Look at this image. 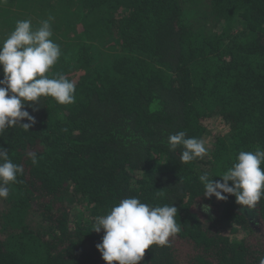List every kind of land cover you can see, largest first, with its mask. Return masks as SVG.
<instances>
[{
  "label": "trees",
  "instance_id": "obj_1",
  "mask_svg": "<svg viewBox=\"0 0 264 264\" xmlns=\"http://www.w3.org/2000/svg\"><path fill=\"white\" fill-rule=\"evenodd\" d=\"M22 20H49L61 56L46 75L74 82L75 102H29L35 124L0 136L23 168L0 198V264H106L95 217L129 197L173 204L181 227L138 264H259L264 197L206 198L199 176L264 151V0H0V45ZM179 131L207 155L181 162Z\"/></svg>",
  "mask_w": 264,
  "mask_h": 264
},
{
  "label": "clouds",
  "instance_id": "obj_2",
  "mask_svg": "<svg viewBox=\"0 0 264 264\" xmlns=\"http://www.w3.org/2000/svg\"><path fill=\"white\" fill-rule=\"evenodd\" d=\"M52 18L49 17V20ZM49 20L33 29L30 20L17 21L15 29L0 45V136L6 129L17 125L29 130L35 119L26 110L41 102V97H52L62 105L75 102L76 85L64 75H46L61 56L60 46L50 37L53 35ZM27 120L28 123H22ZM183 148L180 160L191 162L207 155L204 141L187 137L179 131L168 137L170 151ZM33 162L36 161L32 154ZM264 151H241L236 162L224 171L220 181H213L209 173L199 176L204 186V196L226 200L235 196L236 202L252 210L264 197ZM21 165L9 158L8 151L0 146V198L9 196L10 184L16 183L17 174H22ZM231 182V186L229 185ZM204 205L203 211L208 212ZM177 208L172 205L150 206L136 197L122 199L107 215L95 217L93 231L104 235L96 244L106 264H138L150 246H168L169 237L181 231L175 217ZM264 264V257L259 258Z\"/></svg>",
  "mask_w": 264,
  "mask_h": 264
}]
</instances>
